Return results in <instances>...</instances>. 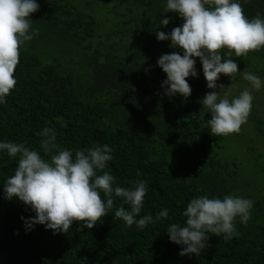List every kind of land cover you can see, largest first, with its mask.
<instances>
[{"label": "trees", "instance_id": "16d2710c", "mask_svg": "<svg viewBox=\"0 0 264 264\" xmlns=\"http://www.w3.org/2000/svg\"><path fill=\"white\" fill-rule=\"evenodd\" d=\"M36 2L40 7L31 14L29 31L38 34L21 46L17 84L0 103V143H25L46 160L38 135L45 127L55 129L57 143L73 157L76 150L107 144L113 159L104 171L115 177L114 187L147 182L137 219L152 215L153 222L143 229L128 227L115 218V210L130 206L114 196L113 208L91 229L77 231L83 222H73L68 233L54 234L44 224L29 229L25 220L35 212L4 193L19 156L0 150V264H264V187L251 186L244 170L249 160L244 154L256 167L264 154L258 146L264 142V116L255 102L238 133L214 136L207 123L211 113L201 102L214 90L220 97L231 94L230 101L239 96L244 72L263 81L264 47L242 57L233 53L238 88H219L232 81L220 74L217 88L209 89L196 57L197 76L186 78L191 95L169 96L163 85L167 74L157 61L183 50L170 47V40L158 41L156 32L170 33L184 21L178 13L164 12L167 0ZM236 2L249 19L257 13L264 18V0ZM165 17L170 18L166 26L159 23ZM38 45L55 48L52 61L36 52ZM243 145V156L233 153ZM228 194L254 202L246 224L239 217L234 221L239 235L225 240L223 234H208L209 246L199 256L180 255L186 246L169 239L168 227L185 226L183 211L191 199ZM101 198L106 202L102 191ZM162 209L169 214L157 219Z\"/></svg>", "mask_w": 264, "mask_h": 264}, {"label": "clouds", "instance_id": "9594fccd", "mask_svg": "<svg viewBox=\"0 0 264 264\" xmlns=\"http://www.w3.org/2000/svg\"><path fill=\"white\" fill-rule=\"evenodd\" d=\"M39 7L36 0H0V103L5 102V97L17 84L14 73L20 62L21 46L38 34L29 30L31 14ZM164 12L178 13L184 21L170 33L156 32L158 41L170 40V47L183 50V55L174 51L162 54L157 61L167 74L163 82L168 86L166 95L180 94L185 98L191 95L192 89L186 78L197 76L196 57L202 63L207 87L216 89L220 74L233 80L239 72L232 59L233 53L242 57L264 47V18L257 13L249 19L236 0H167ZM169 22V17L159 21L165 26ZM243 78L257 91L264 83L250 72H244ZM223 87V84L219 85V88ZM228 95L220 97L214 90L206 93L201 101L211 113L207 123L214 136L238 133L251 113L254 97L248 88L231 101ZM38 135L42 137L40 146L44 154L50 157L47 160L25 143H0V150H6L10 157L19 156L14 175L4 183V193L9 200L18 197L35 212L34 217L25 220L27 228L44 224L54 234L68 233L73 222H83L77 231H83L85 227L91 229L113 208L114 196L130 206V210L124 206L115 210V218L124 221L128 227L136 224L143 229L153 222L152 215L137 219L143 207L147 182L138 180L131 189L114 187L115 177L104 171L107 162L113 159V150L107 144L76 150L73 157L72 150L57 143L54 128L45 127ZM100 172L102 174H98ZM101 191L106 202L101 198ZM253 205L251 199L234 194L222 199L207 195L193 198L183 211L187 218L185 226L172 223L167 229L169 239L186 246L180 255L199 256L209 246L208 234H223L225 240L239 235L234 221L239 217L241 223L246 224ZM168 214L167 209H162L157 219L166 218Z\"/></svg>", "mask_w": 264, "mask_h": 264}, {"label": "rangeland", "instance_id": "374dc122", "mask_svg": "<svg viewBox=\"0 0 264 264\" xmlns=\"http://www.w3.org/2000/svg\"><path fill=\"white\" fill-rule=\"evenodd\" d=\"M54 49L55 48L51 47L50 45H48V46L38 45L36 52L37 53H43L50 61H52L51 53L54 51ZM73 67H76V64H74ZM234 79H235V81L238 82L237 78H234ZM262 82H264V80ZM224 84H225L224 89H229V91H232L233 88L235 89V88H238L239 86H241L240 85L241 83H239V82L235 83L233 80L230 81L229 83H224ZM243 84L246 86V87L244 86L243 88L244 89L248 88L254 97V99L252 101V108L255 105V102H257L256 107L259 109L260 114L264 116V83H262V87L259 91L253 89L251 84L248 81H245ZM243 84H242V86H243ZM242 91H243V89L241 91H236L235 94L239 95L240 92H242ZM230 95H229V97H230ZM246 130H248V131H246L247 136L252 137V132L249 131V129H246ZM258 146L260 147V149H263V153H264V142L260 141L258 143ZM246 148L247 147L245 145H243V146H241L239 151H236V150H232V151H233V153L238 152L237 154L241 157L246 152ZM244 155H246V157L249 159V160L246 159L245 165H244V170L247 173H250V176H249V178H247V181L253 187L255 185H257L258 187H264V154L262 155L260 160L257 159V162H258L257 167L254 166L255 160L251 155H249V154L248 155L244 154Z\"/></svg>", "mask_w": 264, "mask_h": 264}]
</instances>
